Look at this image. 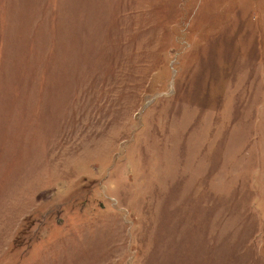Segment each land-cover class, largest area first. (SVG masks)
Listing matches in <instances>:
<instances>
[{"label": "rangeland", "instance_id": "rangeland-1", "mask_svg": "<svg viewBox=\"0 0 264 264\" xmlns=\"http://www.w3.org/2000/svg\"><path fill=\"white\" fill-rule=\"evenodd\" d=\"M0 264H264V0H0Z\"/></svg>", "mask_w": 264, "mask_h": 264}]
</instances>
